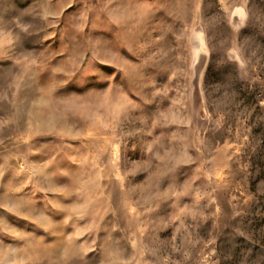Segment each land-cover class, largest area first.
<instances>
[{"label": "rangeland", "instance_id": "1", "mask_svg": "<svg viewBox=\"0 0 264 264\" xmlns=\"http://www.w3.org/2000/svg\"><path fill=\"white\" fill-rule=\"evenodd\" d=\"M0 264H264V0H0Z\"/></svg>", "mask_w": 264, "mask_h": 264}]
</instances>
